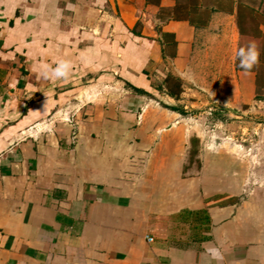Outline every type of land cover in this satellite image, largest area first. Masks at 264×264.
Here are the masks:
<instances>
[{
    "label": "crops",
    "instance_id": "crops-1",
    "mask_svg": "<svg viewBox=\"0 0 264 264\" xmlns=\"http://www.w3.org/2000/svg\"><path fill=\"white\" fill-rule=\"evenodd\" d=\"M255 116L264 0H0V264H264V161L204 142Z\"/></svg>",
    "mask_w": 264,
    "mask_h": 264
},
{
    "label": "rangeland",
    "instance_id": "rangeland-1",
    "mask_svg": "<svg viewBox=\"0 0 264 264\" xmlns=\"http://www.w3.org/2000/svg\"><path fill=\"white\" fill-rule=\"evenodd\" d=\"M225 120V119H224ZM235 118H228L230 126H214L213 121L209 125V135L204 137L207 142L205 149L213 154L222 148L228 150V154L238 159L248 161L252 165H257L264 161V120L262 116H255L252 119L247 117L238 118V123H233ZM224 121V122H225ZM189 150L188 159H197L198 143L194 141ZM225 145V146H223ZM250 165V164H249ZM249 167V171H250Z\"/></svg>",
    "mask_w": 264,
    "mask_h": 264
},
{
    "label": "clouds",
    "instance_id": "clouds-1",
    "mask_svg": "<svg viewBox=\"0 0 264 264\" xmlns=\"http://www.w3.org/2000/svg\"><path fill=\"white\" fill-rule=\"evenodd\" d=\"M260 50L255 42H250L247 46H242L237 49L235 58L238 61L237 66L243 70L246 74L250 73L254 68L260 64ZM71 68V64L68 61H59L58 66L55 69H49L45 72L46 77L51 74L53 79L67 77ZM213 253L214 258H219L216 250H210Z\"/></svg>",
    "mask_w": 264,
    "mask_h": 264
}]
</instances>
